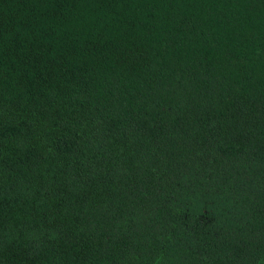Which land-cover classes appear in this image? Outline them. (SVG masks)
Returning <instances> with one entry per match:
<instances>
[{"label":"trees","instance_id":"16d2710c","mask_svg":"<svg viewBox=\"0 0 264 264\" xmlns=\"http://www.w3.org/2000/svg\"><path fill=\"white\" fill-rule=\"evenodd\" d=\"M0 264H264V0H0Z\"/></svg>","mask_w":264,"mask_h":264}]
</instances>
